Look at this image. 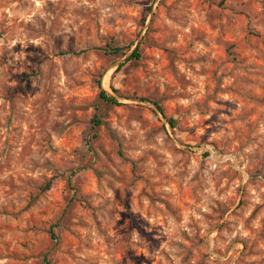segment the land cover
Instances as JSON below:
<instances>
[{"label": "rangeland", "instance_id": "1", "mask_svg": "<svg viewBox=\"0 0 264 264\" xmlns=\"http://www.w3.org/2000/svg\"><path fill=\"white\" fill-rule=\"evenodd\" d=\"M0 264H264V0H0Z\"/></svg>", "mask_w": 264, "mask_h": 264}, {"label": "trees", "instance_id": "2", "mask_svg": "<svg viewBox=\"0 0 264 264\" xmlns=\"http://www.w3.org/2000/svg\"><path fill=\"white\" fill-rule=\"evenodd\" d=\"M121 49V47H117V46H113L111 48V50L113 51H119ZM139 57V52H138V48H135L133 50V52L130 54L129 58H138ZM99 97L100 99L106 103V104H116L118 103L117 98L110 94L107 90H105L104 88H102V86L99 84ZM113 91H117L114 87H112ZM157 109L162 112V108L156 104ZM169 123L171 126H174V122L173 120H169ZM102 124V118L99 114H94L93 117L91 118V136L90 138H88V142H90L92 139H94L97 136V131L96 129L98 128V126H100ZM51 186V181H46L41 187L40 190H47L48 188H50Z\"/></svg>", "mask_w": 264, "mask_h": 264}, {"label": "bare ground", "instance_id": "3", "mask_svg": "<svg viewBox=\"0 0 264 264\" xmlns=\"http://www.w3.org/2000/svg\"><path fill=\"white\" fill-rule=\"evenodd\" d=\"M230 156H231V155H228V156H227V155H225L224 157H225V158H226V157H229V158H231Z\"/></svg>", "mask_w": 264, "mask_h": 264}]
</instances>
